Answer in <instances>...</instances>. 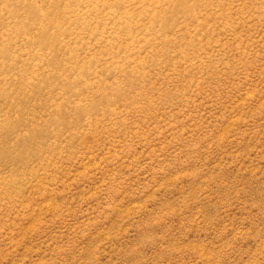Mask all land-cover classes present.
Segmentation results:
<instances>
[{"label": "rangeland", "instance_id": "obj_1", "mask_svg": "<svg viewBox=\"0 0 264 264\" xmlns=\"http://www.w3.org/2000/svg\"><path fill=\"white\" fill-rule=\"evenodd\" d=\"M0 264H264V0H0Z\"/></svg>", "mask_w": 264, "mask_h": 264}]
</instances>
